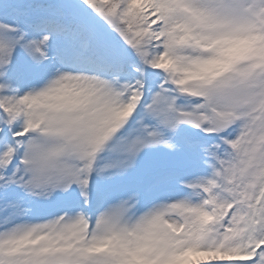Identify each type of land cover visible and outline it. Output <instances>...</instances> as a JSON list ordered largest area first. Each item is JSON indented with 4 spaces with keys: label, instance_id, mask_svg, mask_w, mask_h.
Listing matches in <instances>:
<instances>
[{
    "label": "snow or ice",
    "instance_id": "snow-or-ice-1",
    "mask_svg": "<svg viewBox=\"0 0 264 264\" xmlns=\"http://www.w3.org/2000/svg\"><path fill=\"white\" fill-rule=\"evenodd\" d=\"M0 264H264V0H0Z\"/></svg>",
    "mask_w": 264,
    "mask_h": 264
}]
</instances>
